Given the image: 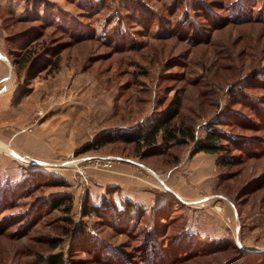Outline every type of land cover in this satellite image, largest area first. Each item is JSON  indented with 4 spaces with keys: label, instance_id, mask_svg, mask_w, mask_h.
<instances>
[{
    "label": "rangeland",
    "instance_id": "374dc122",
    "mask_svg": "<svg viewBox=\"0 0 264 264\" xmlns=\"http://www.w3.org/2000/svg\"><path fill=\"white\" fill-rule=\"evenodd\" d=\"M262 1L0 0V14L22 19L0 15V143L8 147L0 145V264H37V255L58 251L65 264H107L115 252L137 259L141 238L162 228L161 238L183 231L194 252L207 249L189 256L178 249L177 264H227L245 253L264 262V156L233 149L227 167L218 153H191L207 121L226 113L224 128L264 139V131L233 123L255 119L240 97L230 99L235 89L264 96V22L227 19L240 8L260 12ZM185 12L197 28L183 22ZM21 49L34 66L16 65ZM20 89L26 93L14 102ZM175 96L193 141L145 158L131 144L88 147L106 130L147 122ZM136 183L147 185L149 203L128 195ZM64 194L69 213L37 205ZM103 197L114 207L134 201L143 216L125 231L111 213L82 215L86 200ZM170 198L179 203L167 208ZM218 245L227 249L215 252Z\"/></svg>",
    "mask_w": 264,
    "mask_h": 264
},
{
    "label": "trees",
    "instance_id": "16d2710c",
    "mask_svg": "<svg viewBox=\"0 0 264 264\" xmlns=\"http://www.w3.org/2000/svg\"><path fill=\"white\" fill-rule=\"evenodd\" d=\"M261 6L262 9L260 12V9H255L254 11L252 10L251 13L249 12L247 14H243L241 8L238 10L236 9V13L228 16L227 19L232 23L249 22L255 19H257L256 21L264 22V1H262ZM8 15V13L4 16L2 15L3 19H11V21H22L21 18H18L16 16L13 17V14H10L9 16ZM183 18V22L185 23L187 21L189 27L194 24V26L197 28V25L193 22L192 18L189 15L187 16V12H185ZM18 34L20 35L21 33L8 36L7 40H18ZM58 53L59 51L55 52L56 56L54 57V60L49 68L50 71H55L59 66ZM31 57L32 52L30 50H19L18 56L16 57V65L18 67H21L25 63L32 61L31 63L34 66L35 61H33ZM262 75L264 77V73ZM241 91L235 89V91L232 92L230 99L238 102V99L236 97H240L242 99L240 100L242 103L249 105V109L251 110V113L253 114L255 120L252 122H247V119L244 117V121H231L245 130L250 129L254 131H264V96H254L253 94H249L248 92ZM25 93L26 91L20 89L14 98V102H17ZM236 94L239 95L236 96ZM180 104V99L175 96L166 105V107L162 108L161 110L155 111L152 117L147 122H138L124 127L116 126L115 129L106 130L98 135V138H96L92 144H88V147H91L90 145L94 144L97 147H100L104 146L107 143L119 142L126 145L131 144L134 154L139 155V157L142 158L168 153L172 147L185 145L189 141H193L195 139V134L191 123L184 118L179 119V116L181 115ZM260 110H262V112ZM226 114L221 117L211 118L209 121H207L204 136L192 146L191 153H218L220 155L217 158L218 164L220 166L227 167L233 164V149L244 153L246 157H263L264 139L259 135H239L237 133H232V131L229 129L224 128V125H226L227 123H224L222 119H224V116L226 117ZM176 157L177 156H175V158L173 159V161L175 162L178 160V157ZM45 179L48 182L52 183L57 181L51 176ZM262 186V184L256 185L249 191V193L260 189ZM28 188L29 187H27V189ZM10 191V194H12L13 190ZM1 199L2 198L0 197V200ZM1 202L2 203H0V205L3 204V201ZM175 202L179 203L175 198L168 199L166 202V207H172L174 205L173 203ZM37 205L38 207L50 206L54 209L62 206L65 213H69L72 209L71 197L67 194L54 196L49 200L44 199ZM141 210H143V207L140 204H137L129 199L124 200L120 207H117L116 205L114 207L110 199L108 200V198L103 197L99 203H89L88 200H86L82 206V215L85 216L93 214L98 216L100 215V213H111L113 215L115 227L118 226L119 228L128 231L127 229L130 228V224L134 225V223L138 222L139 219L134 221V218L135 215L139 214ZM154 213L156 215L161 214V218H164L166 212H163L162 208H157ZM142 216L143 213L139 214V217ZM32 219H34V217H29L25 221L29 223ZM161 223L162 222L157 221L153 223V225L157 226L158 228V226L162 225ZM79 231L82 234L85 233L82 232V228ZM162 231L163 228L160 230V234H148L149 231L146 232V236H143V238H141L137 259L132 258L129 253L120 254L115 252V259H112L111 261V259L107 258L105 262L107 264H177L178 260H180L183 256H189L195 253L199 254L202 251H207L206 248H202L197 249L194 252L193 247H195V245H191V243H189L188 241H186L185 243L183 242V239H181V234H183V231L175 232L173 234H165V236L161 238V236L164 235ZM65 232L68 233L69 230ZM159 238L163 240L161 241ZM57 245L58 242L56 240H53L51 242L52 248L56 247ZM182 248L185 253L178 259V257L176 256L177 250H181ZM216 248L217 249L215 250V252H222L227 249V246L218 245ZM215 252H213L212 254H215ZM252 253L253 258L258 254L254 252ZM241 256L242 257L239 258L237 256L231 257L229 259L230 261H228L227 264L255 263L252 261L250 262L251 259H249L248 256L251 257V255H249V253L242 254ZM257 258L259 259L261 258V256L259 255L257 256ZM35 259L37 264H65V258L63 252L61 251L48 253L45 256L37 255ZM261 262L262 263L260 264H264L263 260H261ZM204 264H210V262H204Z\"/></svg>",
    "mask_w": 264,
    "mask_h": 264
},
{
    "label": "crops",
    "instance_id": "0c3cea01",
    "mask_svg": "<svg viewBox=\"0 0 264 264\" xmlns=\"http://www.w3.org/2000/svg\"><path fill=\"white\" fill-rule=\"evenodd\" d=\"M146 186V187H145ZM144 190V192H143ZM149 190V189H148ZM147 190V185H140L139 183H136L135 186H132L128 188V195L134 199V201H143V203H149V191ZM179 190V189H178ZM191 194V192H190Z\"/></svg>",
    "mask_w": 264,
    "mask_h": 264
},
{
    "label": "water",
    "instance_id": "95a60500",
    "mask_svg": "<svg viewBox=\"0 0 264 264\" xmlns=\"http://www.w3.org/2000/svg\"><path fill=\"white\" fill-rule=\"evenodd\" d=\"M241 248H242L243 250H249V249H247V248L244 247V246H241ZM223 264H225V263H223Z\"/></svg>",
    "mask_w": 264,
    "mask_h": 264
},
{
    "label": "bare ground",
    "instance_id": "6f19581e",
    "mask_svg": "<svg viewBox=\"0 0 264 264\" xmlns=\"http://www.w3.org/2000/svg\"><path fill=\"white\" fill-rule=\"evenodd\" d=\"M1 146L5 147V148H8L6 145H4L3 143H0Z\"/></svg>",
    "mask_w": 264,
    "mask_h": 264
}]
</instances>
